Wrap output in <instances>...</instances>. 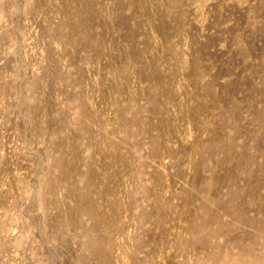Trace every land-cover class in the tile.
Returning <instances> with one entry per match:
<instances>
[{
	"label": "rangeland",
	"instance_id": "obj_1",
	"mask_svg": "<svg viewBox=\"0 0 264 264\" xmlns=\"http://www.w3.org/2000/svg\"><path fill=\"white\" fill-rule=\"evenodd\" d=\"M260 221L264 0H0V264H240Z\"/></svg>",
	"mask_w": 264,
	"mask_h": 264
},
{
	"label": "bare ground",
	"instance_id": "obj_2",
	"mask_svg": "<svg viewBox=\"0 0 264 264\" xmlns=\"http://www.w3.org/2000/svg\"><path fill=\"white\" fill-rule=\"evenodd\" d=\"M232 209V208H231ZM238 214H239V212H238ZM235 215H236V213H235ZM230 216V215H229ZM232 216V215H231ZM244 218V217H243ZM259 218V217H258ZM262 218V217H261ZM235 219V218H234ZM260 222H264V221H260ZM243 223V222H242ZM251 224V223H250ZM231 225V224H230ZM256 224H254V223H252L251 224V227H254ZM261 225H263V224H261ZM220 226V225H219ZM247 226V225H246ZM234 227V226H233ZM236 227V226H235ZM249 227V226H248ZM247 227V228H248ZM229 229V228H228ZM235 229V228H234ZM234 229H231V232H233L234 231ZM261 229V228H260ZM237 230V229H236ZM262 230V229H261ZM254 231V230H253ZM255 231H256V229H255ZM239 232H242L243 234V236L246 238V239H248L249 238V236H251V234H250V232H248V231H239ZM258 248L259 249V251H257V250H255L256 252H254V254L253 255H251L250 254V252H249V248L247 247V248H242V250H244V252H238L237 254H236V252H233V254L234 255H237V256H243V257H248L247 259H244V258H242L241 259V261H238V262H241L240 264H264V244L262 245L261 244V248H259L258 246H254V248ZM244 253V254H243ZM232 259V255H228V254H224L223 256H222V258H221V260H223V263H220V262H214L215 264H233L234 262H232L231 261V259Z\"/></svg>",
	"mask_w": 264,
	"mask_h": 264
}]
</instances>
